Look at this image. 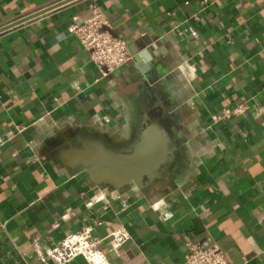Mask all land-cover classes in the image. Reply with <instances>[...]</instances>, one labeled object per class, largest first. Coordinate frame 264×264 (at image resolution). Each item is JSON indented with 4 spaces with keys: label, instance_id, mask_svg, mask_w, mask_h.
Listing matches in <instances>:
<instances>
[{
    "label": "crops",
    "instance_id": "obj_1",
    "mask_svg": "<svg viewBox=\"0 0 264 264\" xmlns=\"http://www.w3.org/2000/svg\"><path fill=\"white\" fill-rule=\"evenodd\" d=\"M64 1L0 0V28ZM202 1L76 0L0 34V264H43L83 228L111 264H187L211 237L231 264H264V0ZM93 2L134 56L108 78L70 31ZM151 122L174 146L155 182L84 171L104 145L70 139L126 150Z\"/></svg>",
    "mask_w": 264,
    "mask_h": 264
},
{
    "label": "built area",
    "instance_id": "obj_2",
    "mask_svg": "<svg viewBox=\"0 0 264 264\" xmlns=\"http://www.w3.org/2000/svg\"><path fill=\"white\" fill-rule=\"evenodd\" d=\"M218 0H203L202 7L206 9ZM198 18V16H195ZM71 34L78 40L89 62L101 70V76L108 78L116 70L133 60L128 43L113 34L109 21L103 9L93 2L88 7L84 18H75L70 26ZM186 68L188 63L183 62ZM249 112L246 104L228 106L221 113L215 114V121L230 120L245 116ZM108 238L114 240L115 247L131 238L125 228L111 232ZM107 239V238H106ZM103 239L94 238L89 228H83L71 233L45 254H39L43 264H70L74 259L82 257L87 264H111L105 252L100 248ZM187 264H231L220 243L214 238L201 241H189L186 244Z\"/></svg>",
    "mask_w": 264,
    "mask_h": 264
},
{
    "label": "water",
    "instance_id": "obj_3",
    "mask_svg": "<svg viewBox=\"0 0 264 264\" xmlns=\"http://www.w3.org/2000/svg\"><path fill=\"white\" fill-rule=\"evenodd\" d=\"M74 1L76 0L61 2L0 28V34ZM79 139L91 140L104 145L100 146L101 152L96 153L93 158L94 161L88 164L84 171H87L91 176V168L103 167L105 171L116 175L120 187L134 191L149 186L160 177L161 170L172 157L174 148L168 133L155 122L149 123L142 130L137 140L126 150L112 148L97 137L77 136L70 140ZM63 143L56 145V148ZM50 153L56 162L71 170L76 169L75 165L69 163L68 158L63 159L51 151ZM107 184L116 186L110 183Z\"/></svg>",
    "mask_w": 264,
    "mask_h": 264
},
{
    "label": "bare ground",
    "instance_id": "obj_4",
    "mask_svg": "<svg viewBox=\"0 0 264 264\" xmlns=\"http://www.w3.org/2000/svg\"><path fill=\"white\" fill-rule=\"evenodd\" d=\"M76 147V146H75ZM101 148V147H100ZM75 149V148H74ZM80 149H81V146H80ZM99 153V152H98ZM84 163H85V165L87 166L88 164H90V163H92V158H91V155H89V152H87V154L85 153V156H84ZM72 165L73 164H75L76 162L75 161H71L70 162ZM77 166V165H76ZM85 166V167H86ZM95 172L96 171V173L98 174V171L101 173V172H106V173H108L109 175H112L113 176V178H115L114 179V181L116 182V184H114V185H117L118 187L119 186H121V185H119V183L120 182H118V180H117V178H116V175H114L113 173H111V172H109V171H105V170H102V167L101 168H95V167H93V168H91V173L92 172ZM98 175H100V174H98ZM92 176V175H91ZM97 177V176H96ZM99 177V176H98ZM105 180V179H104ZM109 180V179H108ZM111 180V179H110ZM107 181V180H106ZM108 182V181H107ZM109 183V182H108Z\"/></svg>",
    "mask_w": 264,
    "mask_h": 264
},
{
    "label": "rangeland",
    "instance_id": "obj_5",
    "mask_svg": "<svg viewBox=\"0 0 264 264\" xmlns=\"http://www.w3.org/2000/svg\"><path fill=\"white\" fill-rule=\"evenodd\" d=\"M73 138H76V137H73ZM63 142V140H62V138L60 139V140H58V144H60V143H62ZM45 148V146L43 147V149Z\"/></svg>",
    "mask_w": 264,
    "mask_h": 264
}]
</instances>
